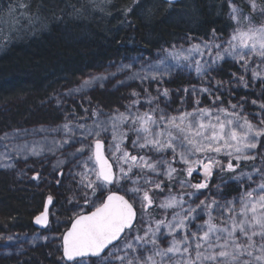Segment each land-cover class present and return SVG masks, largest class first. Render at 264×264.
Segmentation results:
<instances>
[{"label": "trees", "instance_id": "16d2710c", "mask_svg": "<svg viewBox=\"0 0 264 264\" xmlns=\"http://www.w3.org/2000/svg\"><path fill=\"white\" fill-rule=\"evenodd\" d=\"M17 2L0 0V26L7 31L11 21L16 28L7 40L0 33V264H65L60 239L85 204L72 176L82 169L69 155L80 147L83 130L77 125L94 127V120L117 115V110L126 112L137 99L139 104L132 108L133 112L139 108L143 113L158 103L169 115H178L197 107V99L199 107L212 106L215 95L220 96L216 105L231 111L229 102L243 104L241 114H248L253 123L259 122L254 114L261 112L259 102H264L261 82L257 80L253 85L249 73V87L240 86L232 74L239 76L243 72L231 59L215 65L206 76L198 75L194 65L181 61L176 66L169 59L167 63L172 67L162 82L150 78L153 69L149 66L166 55L164 49L173 52V45L187 49L192 43L209 40L213 29L228 38L235 24L229 18L227 0H182L173 5L162 0H139L138 4L134 0H111L110 4L96 0L103 11L95 10L89 0H31V11L39 18L32 24L21 20L19 27L11 16L4 20ZM234 2L243 4V0ZM73 5L82 10L77 12ZM243 6L246 8V4ZM127 8L132 11L125 14ZM205 52L203 58L197 55L195 59L210 63L211 57ZM143 76L149 78L141 79ZM93 77L107 78L83 86L85 80ZM217 81L224 87L217 90ZM209 85L214 89L212 97L199 92ZM193 87L196 95L192 94ZM163 89L169 90L167 97L160 94ZM133 92L139 96H133ZM152 97L159 99L149 104ZM252 100L258 103L254 105ZM93 110L101 115L93 116ZM236 111H240L239 107ZM65 123L75 132L77 142L70 140L61 148L54 141L67 138ZM5 134L8 139H4ZM130 137L135 138L131 133ZM101 138L105 154L109 155L111 134L104 133ZM93 139L89 137V141ZM25 144L29 149L37 147L43 151L36 156L26 149L17 155L15 147ZM124 147L137 154L130 139ZM255 152L264 153V147L258 146ZM58 161L64 163L55 167ZM260 164L258 155L255 161H241L240 168L251 171L253 165ZM37 174L39 178L34 180ZM221 176L223 172L214 170L209 183L211 191H202L206 196L235 197L240 191L237 182L231 176ZM179 178L183 177L176 179ZM202 178L194 173L192 182ZM116 186L109 188L121 193L122 187ZM154 192L150 194L155 196ZM49 196L52 203L48 225L39 230L32 220ZM149 213L157 216L154 207Z\"/></svg>", "mask_w": 264, "mask_h": 264}, {"label": "snow or ice", "instance_id": "6c2138e0", "mask_svg": "<svg viewBox=\"0 0 264 264\" xmlns=\"http://www.w3.org/2000/svg\"><path fill=\"white\" fill-rule=\"evenodd\" d=\"M89 3L95 10H104L96 0H89ZM110 3L111 0H100V4ZM134 3L138 4L139 0ZM167 3L171 4L172 0ZM227 3L229 18L235 24L227 39L213 29L209 40L192 43L187 49L183 45L179 49L173 45V52L164 49L166 55L149 66L153 69L150 78H159L162 82L172 67L167 63L169 59L175 61L176 66H180L181 61L194 65L197 74L202 76L208 75L220 62L231 59L243 72L239 76L232 74L237 83L248 88L246 76L250 73L253 85L259 80L264 92V22H254L256 15L264 18V0H243L246 8L234 0H227ZM72 7L75 9L74 5ZM130 11L132 8L125 9V14ZM9 15L17 27L21 20L32 24L39 18L31 11V0H18L9 8ZM15 30L11 21L7 31L0 26V33H4L6 40ZM205 50L211 57L210 63L195 59L197 55L203 58ZM106 78H90L83 86ZM215 87L218 90L224 86L217 81ZM199 92L212 97L214 89L209 85L200 88ZM160 94L167 97L169 90L163 89ZM192 94H197L195 87ZM132 95L138 97L139 93ZM158 99L152 97L148 103ZM218 100L220 96L215 95L212 106L199 107L197 99V107L192 111L169 115L158 103L143 113L139 108L133 112L132 108L139 104L137 99L126 112L117 110V115L94 120V127L77 125L83 130L80 147L69 155L76 159L82 170L72 176L81 189V197L85 203H91L94 210L77 215L71 228L63 234V259L74 264H264V153L255 152L258 146L264 147V102H259L261 112L254 114L259 122L253 123L248 114H241L243 104L229 102L230 111L216 105ZM251 103L255 105L258 101ZM238 107L240 111H236ZM99 115L101 113L93 110V116ZM63 129L67 138L54 141L61 148L70 140L77 142L68 123ZM104 133L111 134L109 155H105L104 139L101 138ZM89 137L94 139L89 141ZM4 139H8L7 134ZM129 139L137 152L135 155L124 147ZM26 149L36 156L43 151L37 147L29 149L26 144L15 147L17 155ZM85 152L88 155L85 156ZM258 155L259 166L253 165L251 171L241 170L234 175L233 179L240 187L235 197L217 198L216 195L206 196L202 191L209 189L214 170L236 173L241 161H255ZM63 163L58 161L55 167ZM194 173L203 178L193 183ZM177 176L183 178L177 180ZM38 178L39 174L33 177ZM173 183L181 189L194 191L182 192L179 197L169 195L159 201L150 195L153 190L163 192L165 187L171 192ZM110 185H121L124 194L112 191ZM216 187L219 193V185ZM184 195L189 200L186 201ZM48 203H52L51 196ZM154 204L163 210L162 219L150 215L149 209ZM168 210H172L171 220L167 218ZM35 222L47 225V205Z\"/></svg>", "mask_w": 264, "mask_h": 264}, {"label": "rangeland", "instance_id": "374dc122", "mask_svg": "<svg viewBox=\"0 0 264 264\" xmlns=\"http://www.w3.org/2000/svg\"><path fill=\"white\" fill-rule=\"evenodd\" d=\"M10 18V15L8 14L7 16H5L4 17V20L6 21V20H8ZM254 22L255 23H261V22H264V18H262V17H259L258 15H256V17L254 18ZM111 150V149H110ZM109 151V150H108ZM106 155V154H105ZM115 168H116V166H114V170H115ZM241 171V168L239 169H237L236 170V173H232V172H228V171H224L223 172V176H221V178H225V176H227V177H234V175H236V174H238L239 172ZM243 171H245V170H243ZM225 174V175H224ZM227 177H226V179H227ZM218 178V177H217ZM179 179H181V178H179ZM178 179V180H179ZM34 180H36V179H34ZM225 179H223V180H220V182L221 181H224ZM218 180H216V182H217ZM122 187L121 185H117L116 187ZM176 190H175V189ZM122 190H123V187L121 188ZM190 191H194L193 189H181L180 187H179V185L177 184V183H174V184H172V188H171V192H169V190L167 189V190H164L163 192H160L159 190H155V192H154V194H155V196H153L154 197V199H156L157 201H159V200H162V199H164V198H166V197H168L169 195H177L178 197H179V195L182 193V192H190ZM124 191H122L121 193H123ZM123 195V194H122ZM151 195V194H150ZM91 199H94V197H92ZM184 199L187 201V200H189V197L187 196V195H184ZM83 203H85V201L83 202ZM85 205L87 206V205H91L92 206V204L91 203H85ZM153 207H154V209H155V211L157 212V216H154V215H152V217H154L155 219H162L163 218V210H161V209H159V208H157L156 206H155V204L153 205ZM152 207V208H153ZM185 207H187V205H185ZM177 211H179V209H176ZM140 211V210H139ZM171 211L172 210H168V219L169 220H171ZM81 213V211L80 212H77L76 214H75V216H77L78 214H80ZM74 216V217H75Z\"/></svg>", "mask_w": 264, "mask_h": 264}, {"label": "water", "instance_id": "95a60500", "mask_svg": "<svg viewBox=\"0 0 264 264\" xmlns=\"http://www.w3.org/2000/svg\"><path fill=\"white\" fill-rule=\"evenodd\" d=\"M162 1H163L164 3H167V0H162ZM181 1H182V0H172L171 5L176 4V3H179V2H181ZM167 4H169V3H167ZM45 205H47L48 208H49L50 204L48 203V199L46 200ZM45 205H44V208H45ZM44 208H43L42 212L44 211ZM42 212H41V213H42ZM41 213H40V214H41ZM40 214H39V215H40ZM37 216H38V215H37ZM37 216H36V217H37ZM36 217H35V218H36ZM35 218L33 219V225H34L35 227H37V228H39V229H43V228H45V227L47 226V225H40V224H37V223L35 222ZM71 225H72V222H71V224L69 225L68 229L71 228ZM68 229H67V230H68ZM67 230H66V231H67ZM66 231H65V232H66ZM65 232H64V233H65ZM64 233H63V234H64ZM62 237H63V235H62ZM62 237H61V246H62ZM62 257H63V251H62ZM64 261L67 262V263H71V261H67L66 259H64Z\"/></svg>", "mask_w": 264, "mask_h": 264}, {"label": "flooded vegetation", "instance_id": "af4514ba", "mask_svg": "<svg viewBox=\"0 0 264 264\" xmlns=\"http://www.w3.org/2000/svg\"><path fill=\"white\" fill-rule=\"evenodd\" d=\"M92 198V197H91ZM96 199V197H94V199L93 200H95ZM138 209H139V207L137 208V212H138ZM81 213L80 214H85V213H89V212H91L92 210H93V206H91V205H85V204H82V208H81ZM80 214H78V215H80ZM76 217V216H75ZM75 217H73V218H75ZM64 263H65V261H63ZM66 264V263H65ZM67 264H74V262H72V263H67Z\"/></svg>", "mask_w": 264, "mask_h": 264}]
</instances>
